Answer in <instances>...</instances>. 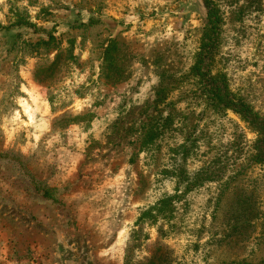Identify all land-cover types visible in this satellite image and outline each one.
I'll list each match as a JSON object with an SVG mask.
<instances>
[{"label":"rangeland","instance_id":"1","mask_svg":"<svg viewBox=\"0 0 264 264\" xmlns=\"http://www.w3.org/2000/svg\"><path fill=\"white\" fill-rule=\"evenodd\" d=\"M213 2L210 73L264 119V0ZM206 22L0 0V264H264L259 130L190 71Z\"/></svg>","mask_w":264,"mask_h":264},{"label":"trees","instance_id":"2","mask_svg":"<svg viewBox=\"0 0 264 264\" xmlns=\"http://www.w3.org/2000/svg\"><path fill=\"white\" fill-rule=\"evenodd\" d=\"M206 8V24L201 29V36L197 51L190 67L191 73L201 80L202 92L212 103L231 109L246 123L259 130L255 140V154L257 161L264 163V119L260 118L242 98L233 95L226 84L225 77L210 73L208 59L212 54L214 35L219 21L217 9L213 0H201ZM49 197L48 193H44Z\"/></svg>","mask_w":264,"mask_h":264}]
</instances>
